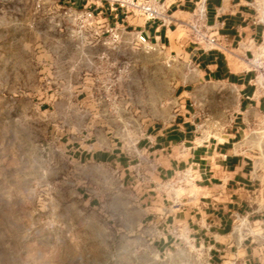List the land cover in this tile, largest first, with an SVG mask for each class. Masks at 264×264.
<instances>
[{
  "label": "crops",
  "instance_id": "crops-1",
  "mask_svg": "<svg viewBox=\"0 0 264 264\" xmlns=\"http://www.w3.org/2000/svg\"><path fill=\"white\" fill-rule=\"evenodd\" d=\"M58 1L93 11L101 29H116L121 42L105 44L107 61L133 54L141 60L144 50L135 37L142 33L156 50L189 67L176 88L175 114L138 134L117 123L114 93L105 121H59L54 141L72 172L94 184L117 181L116 188H84L89 203L100 207L102 189L117 190L123 222H138L159 254L186 247L202 251L209 264H264V96L246 66L250 52L264 44V0H205L204 32L216 39L215 47L191 38L198 0H155L165 17L149 22L113 13L104 0ZM151 67L159 83L158 57ZM69 100L67 114L97 111L98 97L90 90ZM89 100L95 103L86 105ZM184 173L188 179L178 184Z\"/></svg>",
  "mask_w": 264,
  "mask_h": 264
},
{
  "label": "rangeland",
  "instance_id": "rangeland-1",
  "mask_svg": "<svg viewBox=\"0 0 264 264\" xmlns=\"http://www.w3.org/2000/svg\"><path fill=\"white\" fill-rule=\"evenodd\" d=\"M83 10L58 0H0V264H209L193 248L159 254L138 222H123L117 190L102 189L100 207L89 203L84 188H116L117 181L79 178L57 150L59 121H105L113 93L117 123L132 135L171 118L189 73L163 50L138 53L142 62L136 54L107 61L105 44L116 48L121 37L81 28L73 12ZM81 90L98 97L86 103L97 111L65 113L66 99Z\"/></svg>",
  "mask_w": 264,
  "mask_h": 264
},
{
  "label": "built area",
  "instance_id": "built-area-1",
  "mask_svg": "<svg viewBox=\"0 0 264 264\" xmlns=\"http://www.w3.org/2000/svg\"><path fill=\"white\" fill-rule=\"evenodd\" d=\"M103 1V0H102ZM108 3L109 9L113 13L121 11L124 15L134 14L142 17L145 21H156L165 17L162 4L155 0H104ZM258 5V4H257ZM260 6V5H258ZM260 9V7H259ZM205 0H198L191 12L192 19L189 23L191 38L199 43L206 42L211 47L217 45L215 38H208L204 32L205 17ZM75 20L81 23V28H95L99 32L109 33L115 39L119 38L116 29L112 27L99 28L101 25L97 15L91 10H83L81 12H73ZM116 33V34H115ZM135 44L138 48L147 52L154 51L155 46L142 33H137ZM251 56L246 62L247 71L255 74L254 84L259 92L264 96V44H260L250 52ZM188 179L187 174L181 175L176 182L183 183Z\"/></svg>",
  "mask_w": 264,
  "mask_h": 264
}]
</instances>
